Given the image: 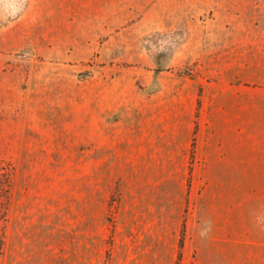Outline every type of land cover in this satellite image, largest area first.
Instances as JSON below:
<instances>
[{
    "label": "rangeland",
    "instance_id": "374dc122",
    "mask_svg": "<svg viewBox=\"0 0 264 264\" xmlns=\"http://www.w3.org/2000/svg\"><path fill=\"white\" fill-rule=\"evenodd\" d=\"M224 41L264 56V0H0V264L214 263L194 209L125 206L108 143L153 72Z\"/></svg>",
    "mask_w": 264,
    "mask_h": 264
},
{
    "label": "crops",
    "instance_id": "0c3cea01",
    "mask_svg": "<svg viewBox=\"0 0 264 264\" xmlns=\"http://www.w3.org/2000/svg\"><path fill=\"white\" fill-rule=\"evenodd\" d=\"M143 84L134 132L118 121L108 143L125 206L194 209L186 223L215 243L216 261L202 249L199 264H264V56L215 42L196 77L160 70Z\"/></svg>",
    "mask_w": 264,
    "mask_h": 264
},
{
    "label": "trees",
    "instance_id": "16d2710c",
    "mask_svg": "<svg viewBox=\"0 0 264 264\" xmlns=\"http://www.w3.org/2000/svg\"><path fill=\"white\" fill-rule=\"evenodd\" d=\"M11 184L9 167L0 163V255L4 249L5 222L11 197Z\"/></svg>",
    "mask_w": 264,
    "mask_h": 264
}]
</instances>
